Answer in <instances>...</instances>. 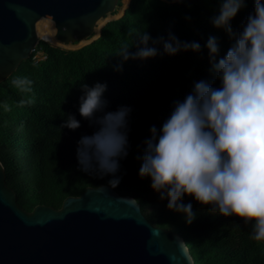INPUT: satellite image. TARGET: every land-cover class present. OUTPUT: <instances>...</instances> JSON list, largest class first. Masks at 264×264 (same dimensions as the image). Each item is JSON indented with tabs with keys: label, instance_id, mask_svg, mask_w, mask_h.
Instances as JSON below:
<instances>
[{
	"label": "trees",
	"instance_id": "1",
	"mask_svg": "<svg viewBox=\"0 0 264 264\" xmlns=\"http://www.w3.org/2000/svg\"><path fill=\"white\" fill-rule=\"evenodd\" d=\"M117 4L121 5L120 0ZM218 8L219 0H129L120 18L107 22L96 40L77 50L40 40L28 59L0 82V163L17 205L26 212L37 205L59 209L67 197L106 185L134 199L152 225L178 234L192 264H264V242L251 238V224L209 213L208 208L186 198L185 203L191 202L197 214L188 225L181 215L167 210V201L151 190L147 178L138 176L149 128L161 126L173 102L182 100L195 81L219 86L204 48L210 36L217 39L219 56L231 44L224 31L214 29L210 22ZM252 8V0H247L231 21L234 31L240 30ZM145 32L152 41L167 39L169 33L181 41H197L201 50L130 59L117 71L121 51L127 47L135 52ZM39 52L44 58L33 59ZM18 77L27 78L31 85H13ZM96 82L107 84V110L121 105L132 108L128 155L119 161L121 180L115 188L107 185L110 177L98 179L80 171L76 160L77 141L95 130L78 113L81 85ZM66 114L75 115L81 127L75 131L61 128Z\"/></svg>",
	"mask_w": 264,
	"mask_h": 264
},
{
	"label": "clouds",
	"instance_id": "2",
	"mask_svg": "<svg viewBox=\"0 0 264 264\" xmlns=\"http://www.w3.org/2000/svg\"><path fill=\"white\" fill-rule=\"evenodd\" d=\"M252 3L237 32L231 21L247 0H219L210 22L224 31L231 44L223 56L216 37L210 36L204 44L219 86L195 81L182 100L173 102L161 126L149 128L138 176L147 178L151 190L167 201V210L181 215L186 224L197 215L192 203H185L191 198L209 213L251 224V238L264 242V0ZM200 50L197 41H181L172 33L152 41L145 32L135 52L127 47L121 51L117 71L130 59ZM31 83L27 78L12 80L21 88ZM106 90V83L81 85L78 113L95 130L77 141L76 160L80 171L98 179L110 177L107 185L115 188L121 180L119 161L128 155L132 108L121 105L107 110ZM65 117L61 128L81 127L75 115Z\"/></svg>",
	"mask_w": 264,
	"mask_h": 264
},
{
	"label": "water",
	"instance_id": "3",
	"mask_svg": "<svg viewBox=\"0 0 264 264\" xmlns=\"http://www.w3.org/2000/svg\"><path fill=\"white\" fill-rule=\"evenodd\" d=\"M118 0H0V82L34 51L36 22L52 21L62 45L92 39ZM87 43V44H89ZM86 44V45H87ZM0 264H192L182 238L152 225L139 205L106 185L59 209H21L0 163Z\"/></svg>",
	"mask_w": 264,
	"mask_h": 264
},
{
	"label": "bare ground",
	"instance_id": "4",
	"mask_svg": "<svg viewBox=\"0 0 264 264\" xmlns=\"http://www.w3.org/2000/svg\"><path fill=\"white\" fill-rule=\"evenodd\" d=\"M126 2H127V0H124V2H123L124 6H126ZM121 12H122V10H120V14H121ZM108 20H110V17L107 16L105 19L98 21L97 27L95 28V34H94L92 39H95L98 37L100 27L102 25H104ZM35 27H36V34L38 36H40L41 41H44V42L51 44V45H58L59 44V42L54 37V33H55L54 26L48 25V26H46L45 29L44 28L40 29V28H38L37 22H36ZM90 40L88 42H87V40L80 41V44L89 43Z\"/></svg>",
	"mask_w": 264,
	"mask_h": 264
},
{
	"label": "rangeland",
	"instance_id": "5",
	"mask_svg": "<svg viewBox=\"0 0 264 264\" xmlns=\"http://www.w3.org/2000/svg\"><path fill=\"white\" fill-rule=\"evenodd\" d=\"M122 0H120V4L121 5H118L117 4V6H116V8H115V11H114V14H117L119 11H120V9L123 7H125V6H123L122 5ZM123 8L121 9V10H123ZM120 13V12H119ZM108 17H110V21L113 19V16H108ZM48 25H52L53 26V23H52V21L51 20H49V19H41V20H39L38 22H37V26H38V28H46V26H48ZM35 30H36V27H35ZM37 35V34H36ZM37 38H38V42H40V36H38L37 35ZM89 40H87V42H88ZM87 43H84V44H80V42H77V43H73V44H67V45H62V44H58V45H51V44H48V45H51V46H56V47H60V48H62V49H64V50H77V49H79V48H81V47H83V46H85ZM41 57H42V54L39 52V53H37L35 56H34V59H36V60H39V59H41Z\"/></svg>",
	"mask_w": 264,
	"mask_h": 264
},
{
	"label": "crops",
	"instance_id": "6",
	"mask_svg": "<svg viewBox=\"0 0 264 264\" xmlns=\"http://www.w3.org/2000/svg\"><path fill=\"white\" fill-rule=\"evenodd\" d=\"M162 1H166V0H162ZM175 1H183V0H175ZM123 2H124V0H122V2H121L122 5L124 6V3H123ZM128 4H129V0H127V2H126V6H125L124 8L122 7L123 10H122L121 14L119 13V12H120V11H119L117 14H114V13H113L112 15H110V16H113V19H112V20H116V19L120 18V17L123 15V13H124L125 9L127 8ZM122 8H121V9H122ZM121 9H120V10H121Z\"/></svg>",
	"mask_w": 264,
	"mask_h": 264
},
{
	"label": "built area",
	"instance_id": "7",
	"mask_svg": "<svg viewBox=\"0 0 264 264\" xmlns=\"http://www.w3.org/2000/svg\"><path fill=\"white\" fill-rule=\"evenodd\" d=\"M43 58H44V57L42 56L41 59H43ZM33 59H34V58H33ZM41 59H39V60H41ZM35 60H36V59H35Z\"/></svg>",
	"mask_w": 264,
	"mask_h": 264
}]
</instances>
